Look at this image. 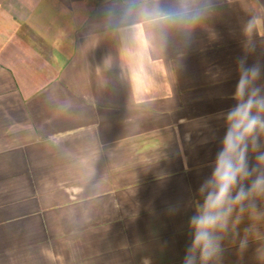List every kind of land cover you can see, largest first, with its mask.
Instances as JSON below:
<instances>
[{"label": "crops", "instance_id": "crops-1", "mask_svg": "<svg viewBox=\"0 0 264 264\" xmlns=\"http://www.w3.org/2000/svg\"><path fill=\"white\" fill-rule=\"evenodd\" d=\"M245 1L0 0V264H264L260 128L207 209L219 251L193 247L241 65L264 98Z\"/></svg>", "mask_w": 264, "mask_h": 264}, {"label": "clouds", "instance_id": "clouds-1", "mask_svg": "<svg viewBox=\"0 0 264 264\" xmlns=\"http://www.w3.org/2000/svg\"><path fill=\"white\" fill-rule=\"evenodd\" d=\"M239 79L235 96L238 98L236 106L228 113L226 123L228 129L224 137L223 151L218 155L216 169L213 177L217 184V191L210 193L205 200V212L194 217L192 224L195 227L193 247H199L201 259L209 260L219 251V245L211 235V230L223 218L222 212L210 213L207 209L221 210L229 202L231 190L237 183V177L247 175L246 151L247 139L260 128L264 129V119L259 113L264 112V98L257 99V90L253 89L250 95L246 91L258 76L256 68L244 69L241 65L238 69ZM255 113L257 114H254ZM264 160V156L259 157ZM252 190L264 191V178H258L252 185ZM247 193L241 189L235 196V201L245 199ZM246 241L242 242V246ZM186 264H191L187 261Z\"/></svg>", "mask_w": 264, "mask_h": 264}, {"label": "rangeland", "instance_id": "rangeland-1", "mask_svg": "<svg viewBox=\"0 0 264 264\" xmlns=\"http://www.w3.org/2000/svg\"><path fill=\"white\" fill-rule=\"evenodd\" d=\"M235 2H237L238 4V9H242L241 7L243 5L240 4H246L245 0H235ZM249 3V0H248ZM252 9L251 12L246 14V13H242V12H237L236 14V20L234 21V15L232 14L231 17H233V21H232V28L228 29V32H235V29L233 27L238 26V28H236V30H241L242 34L245 36L247 34V36H250L251 34L255 36H264V0H252ZM252 22H254L255 24V28H251L252 26ZM235 25V26H234ZM231 30V31H229ZM227 32V31H225ZM206 49H213L214 46L211 44H207ZM212 51V50H211Z\"/></svg>", "mask_w": 264, "mask_h": 264}]
</instances>
